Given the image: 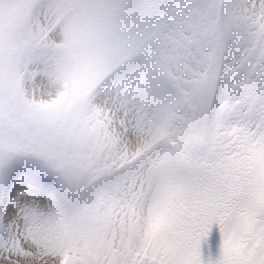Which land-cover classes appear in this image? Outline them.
<instances>
[{
	"label": "snow or ice",
	"instance_id": "1",
	"mask_svg": "<svg viewBox=\"0 0 264 264\" xmlns=\"http://www.w3.org/2000/svg\"><path fill=\"white\" fill-rule=\"evenodd\" d=\"M0 264H264V0H0Z\"/></svg>",
	"mask_w": 264,
	"mask_h": 264
}]
</instances>
